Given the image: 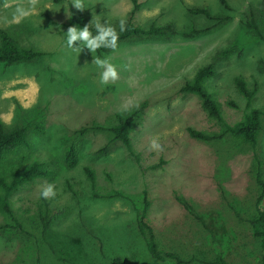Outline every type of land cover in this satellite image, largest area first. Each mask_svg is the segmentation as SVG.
Here are the masks:
<instances>
[{
	"label": "rangeland",
	"instance_id": "374dc122",
	"mask_svg": "<svg viewBox=\"0 0 264 264\" xmlns=\"http://www.w3.org/2000/svg\"><path fill=\"white\" fill-rule=\"evenodd\" d=\"M137 1L140 8L132 17L131 0H81L79 11L92 27L100 23L117 30L123 19L124 25H168L174 33L167 39H135L91 52L79 41L67 47L72 0H35L31 14L18 23L10 13L18 6L28 8L32 0H0V31L22 47L44 53L29 64H0L1 123L12 127L36 121L45 128V136L30 138L31 151L10 159L22 166L38 161L51 171L12 195L23 230L0 231V264H175L153 260L138 233L136 209L142 207L145 192L146 223L159 250L192 264H260V242L247 222L255 215L258 198L255 158L264 180V117L256 150L230 136L197 141L189 137L188 128L217 135L221 127L196 96L180 93L197 70L212 64L216 76L205 87L228 125L252 108L264 109V43L242 25L249 6L260 0H226L229 12L217 0ZM196 7L230 21L194 35V30L212 25L186 13ZM96 57L117 66L115 81L100 83L103 69L93 63ZM236 77L256 88L249 108L235 88ZM134 113L137 120L129 137L138 161L119 141L109 143L107 133L89 130L79 136L84 128L109 127ZM153 140L159 150L149 147ZM73 142L78 143V164L68 169L61 154ZM85 168L94 173L93 186ZM49 184L55 195L42 198L40 192ZM114 193L126 199L99 198ZM176 196L189 201L199 221ZM44 200L49 223L41 236ZM6 223L0 214V226Z\"/></svg>",
	"mask_w": 264,
	"mask_h": 264
},
{
	"label": "trees",
	"instance_id": "16d2710c",
	"mask_svg": "<svg viewBox=\"0 0 264 264\" xmlns=\"http://www.w3.org/2000/svg\"><path fill=\"white\" fill-rule=\"evenodd\" d=\"M217 2L225 11H231V7L226 0H217ZM131 3L133 8L130 17H132L140 8L137 0H131ZM186 13L192 17H203L209 22H212V25L209 28L199 31L194 30L192 32L194 35L206 34L230 21V17H214L206 8H188L186 9ZM70 14L71 22L68 28L74 25L83 28L85 25H88L87 21L81 17L79 10L72 7L70 9ZM242 25L246 30H249L256 39L264 43V0H260L256 5L249 6L248 14L246 15L245 21ZM88 28L92 35L96 34L95 27L88 25ZM115 31L118 36L116 43H122L135 39H167L174 33V29L168 25L159 26L150 24L142 27L134 25L130 21L124 25L123 32L120 31V28ZM43 56L44 53L30 47H22L7 32L0 31L1 65L14 66L29 64L42 58ZM215 76V68L212 64H209L197 70L193 79L190 82L185 83L180 88V93L196 96L200 100L201 106L207 116L215 120L221 127L220 133L217 135H206L192 128H188L187 132L189 137L197 141L213 142L221 140L225 136H230L241 140L244 144H247L252 149L256 150V146L258 144V134L261 131V122L264 117V109L252 108L244 114L243 118L239 122L233 125H228L222 118L218 103L205 87L207 81ZM234 85L239 95L244 98L247 108H249L253 102L256 88L250 89L245 80L241 77H236L234 79ZM136 120L137 113H134L125 120L118 119V122L115 125L109 127L94 125L89 129L84 128L79 131V136H84V134L89 130L107 133L110 137L109 143L119 141L125 147L128 154L136 158L138 161V155H136L133 151L129 137L130 133L133 131ZM43 136H45V128L40 122L33 121L23 126L16 125L6 127L0 121V214L7 220L5 225L0 226V231L11 229L22 232V224L12 209L10 199L12 195L21 187L34 182L37 179L47 178L51 174V171L44 163L33 161L26 166H22L15 160L10 159V157L22 150H32L30 143L31 137ZM255 159L258 166V173L255 178V183L258 188V198L256 201L255 215L247 223L253 237L260 242L262 250L260 264H264V211L260 208V204L264 199V180L262 179V175L260 173L261 164L257 158ZM61 160L68 169H72L77 166L78 143L73 142L65 146L61 154ZM150 168L154 170L159 168V166H151ZM84 173L91 186H93L95 184L93 171L90 168H85ZM144 195L145 197L143 198L142 207L140 209H136L137 230L146 245L149 256L153 260L160 262L171 260L175 262V264H192V260H182L176 254L159 250L157 244L155 243L153 230L146 223L149 202L146 199V192ZM99 198L109 200L115 198L126 199V197L121 193H114L113 195ZM175 201L191 216H194L195 220L199 221L195 216L193 206L190 205L189 201L178 196L175 197ZM43 205L44 207L40 210V213L43 215V217L40 218L42 223V228L40 230L41 236H43L48 229L49 223L46 221L48 204L45 200ZM36 229H38V226ZM113 264H121V261L115 260ZM202 264L226 263L219 260L214 262H202Z\"/></svg>",
	"mask_w": 264,
	"mask_h": 264
},
{
	"label": "clouds",
	"instance_id": "9594fccd",
	"mask_svg": "<svg viewBox=\"0 0 264 264\" xmlns=\"http://www.w3.org/2000/svg\"><path fill=\"white\" fill-rule=\"evenodd\" d=\"M72 6L77 10H82L81 0H72ZM7 7V5H5ZM35 7V0H32L30 6L28 8L24 7H16L11 13V21L19 22L21 19L28 17ZM124 20L121 19L119 21L120 31H124ZM95 35L90 33L88 25H85L83 28H77L75 26H71L65 32V41L67 47L72 48L73 42L79 41L83 47H87L91 52H94L97 48L107 47V48H116V41L118 39L116 31L111 26H104L100 23L95 24ZM80 46V45H79ZM79 46H77L79 48ZM93 63L99 69H103L100 72V83L107 84L110 80L115 81L118 78L117 66L110 63L107 58L100 59L96 57L93 59ZM5 121H10L11 116L4 117ZM149 147L151 149H160V145L156 143L155 140L150 141ZM54 188L53 185L49 184L42 188L40 192V196L42 198H49L54 196Z\"/></svg>",
	"mask_w": 264,
	"mask_h": 264
},
{
	"label": "crops",
	"instance_id": "0c3cea01",
	"mask_svg": "<svg viewBox=\"0 0 264 264\" xmlns=\"http://www.w3.org/2000/svg\"><path fill=\"white\" fill-rule=\"evenodd\" d=\"M261 205H262V202H261V204H260V208H261ZM261 210H262V208H261ZM264 211V210H263Z\"/></svg>",
	"mask_w": 264,
	"mask_h": 264
}]
</instances>
